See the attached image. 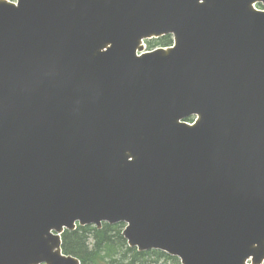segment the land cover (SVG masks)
I'll list each match as a JSON object with an SVG mask.
<instances>
[{"label":"water","instance_id":"obj_1","mask_svg":"<svg viewBox=\"0 0 264 264\" xmlns=\"http://www.w3.org/2000/svg\"><path fill=\"white\" fill-rule=\"evenodd\" d=\"M256 3L0 0V264H80L65 228L120 221L182 264L264 262Z\"/></svg>","mask_w":264,"mask_h":264},{"label":"trees","instance_id":"obj_2","mask_svg":"<svg viewBox=\"0 0 264 264\" xmlns=\"http://www.w3.org/2000/svg\"><path fill=\"white\" fill-rule=\"evenodd\" d=\"M171 42V36H164L149 41V46H166ZM123 227V223H104L101 229L88 225L66 230L63 234V251L78 257L81 264H181L178 257L166 252H141L130 247L122 235Z\"/></svg>","mask_w":264,"mask_h":264}]
</instances>
